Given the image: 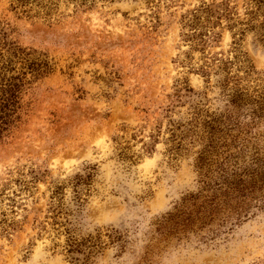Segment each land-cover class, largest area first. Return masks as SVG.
<instances>
[{
	"label": "rangeland",
	"instance_id": "rangeland-1",
	"mask_svg": "<svg viewBox=\"0 0 264 264\" xmlns=\"http://www.w3.org/2000/svg\"><path fill=\"white\" fill-rule=\"evenodd\" d=\"M40 2L0 0V32L53 67L0 142V264H264V206L163 224L200 156L212 185L264 159V0Z\"/></svg>",
	"mask_w": 264,
	"mask_h": 264
},
{
	"label": "trees",
	"instance_id": "trees-1",
	"mask_svg": "<svg viewBox=\"0 0 264 264\" xmlns=\"http://www.w3.org/2000/svg\"><path fill=\"white\" fill-rule=\"evenodd\" d=\"M16 7H25L29 4H43L40 0H15ZM87 1V0H85ZM52 4L43 6L50 12ZM0 142L13 132L23 120L26 103L23 101V90L28 80V74L36 80L52 72L53 67L48 55L44 52L37 53L34 49H28L17 45L8 39L7 33L0 32ZM6 50L7 53H4ZM18 62L21 63L18 66ZM206 155L200 156L199 167L202 171L203 189L197 194H191L184 198V203L179 215L171 214L164 227L171 229L172 226L185 230L195 222L202 226L214 221V219L227 210L239 218L252 206H264V159L257 158L254 163L242 172L235 171L228 174V170L222 169L221 180L214 185L206 181L204 168ZM75 186L89 184L91 174L75 176ZM213 189L211 195L203 191ZM63 190L58 186L56 194ZM80 197V196H79ZM257 203H256V202ZM254 202V203H253ZM228 214L227 217H232ZM234 215V216H235ZM171 225V226H170ZM70 251L82 250L87 242L77 241L74 237L69 238Z\"/></svg>",
	"mask_w": 264,
	"mask_h": 264
}]
</instances>
